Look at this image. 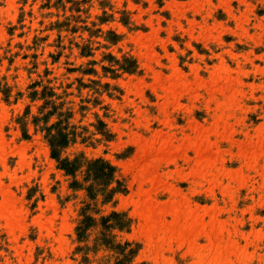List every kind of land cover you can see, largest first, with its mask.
Masks as SVG:
<instances>
[{
	"label": "rangeland",
	"instance_id": "rangeland-1",
	"mask_svg": "<svg viewBox=\"0 0 264 264\" xmlns=\"http://www.w3.org/2000/svg\"><path fill=\"white\" fill-rule=\"evenodd\" d=\"M0 264H264V0H0Z\"/></svg>",
	"mask_w": 264,
	"mask_h": 264
},
{
	"label": "trees",
	"instance_id": "trees-1",
	"mask_svg": "<svg viewBox=\"0 0 264 264\" xmlns=\"http://www.w3.org/2000/svg\"><path fill=\"white\" fill-rule=\"evenodd\" d=\"M48 136L52 149V156L53 158L59 160L61 151L68 146L71 140L68 139L69 137L67 134L62 132L57 134L50 133ZM81 166L82 164L79 162L78 158L72 161L66 159L62 162V169L69 175H74L81 168ZM115 171L116 168L114 166L101 159L87 162V177H92L94 174V178L92 179L93 183L88 187L90 198L104 192L101 186H108L110 184V182L114 179Z\"/></svg>",
	"mask_w": 264,
	"mask_h": 264
}]
</instances>
